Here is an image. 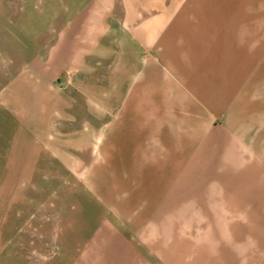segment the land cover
I'll use <instances>...</instances> for the list:
<instances>
[{
	"label": "rangeland",
	"instance_id": "rangeland-1",
	"mask_svg": "<svg viewBox=\"0 0 264 264\" xmlns=\"http://www.w3.org/2000/svg\"><path fill=\"white\" fill-rule=\"evenodd\" d=\"M0 7L1 20L13 19L12 7H30L37 32L47 30L51 39L38 36V56L50 44L57 58L64 51L72 56L68 67L41 85L16 83L28 59L16 62L12 44L0 51V264H126L141 252L150 260L137 264H158L157 222L173 213L132 207H173L181 196L174 189L179 164L141 166L135 159L144 142L145 154H152L162 127L176 138L190 135L184 120L191 113L180 107L188 103L185 89L204 107L205 85L245 77L233 63L221 65L222 52L236 50L245 33H264V0H0ZM154 28L164 29L163 51L147 50L145 35ZM60 32L68 36L60 44L64 51L56 53ZM263 44L261 35L248 52ZM194 76L203 83L199 91L190 85ZM160 107V113L172 107L166 122L148 114ZM254 118V125L240 124L239 130L263 128L264 110ZM221 120L213 115L208 128H220ZM135 123L150 127L149 136ZM40 128L50 130L45 141H37ZM215 149L214 156L209 151L213 157ZM34 151L38 162L30 164ZM204 163L196 162V173ZM218 170L216 175L236 173Z\"/></svg>",
	"mask_w": 264,
	"mask_h": 264
},
{
	"label": "crops",
	"instance_id": "crops-1",
	"mask_svg": "<svg viewBox=\"0 0 264 264\" xmlns=\"http://www.w3.org/2000/svg\"><path fill=\"white\" fill-rule=\"evenodd\" d=\"M12 9L13 19L3 17L1 20L0 18V51H4L5 47L12 44L18 53L16 62L20 63L26 55L27 71L19 75L16 83L44 85L49 78H54L57 71L61 72L63 68L69 66L72 56L65 54L63 46H60L68 34L60 32L58 36L61 35V39L57 37L55 41L56 53L64 51V54L61 53L57 58L53 52V44H50L48 51H40V56H38V41L42 40L38 38L45 36V40H51L50 37L47 38V30L44 33L43 31L37 32V24L35 18L31 17L30 7H12ZM3 11L5 8L0 7V17L3 16ZM4 19L8 24L7 33H5L7 28H5ZM258 33L254 31L249 34L245 33V38L238 39L235 41L237 44H233L237 46L236 50L227 49L222 52L221 65L231 62L239 68V72L242 71L241 73L245 74V77H238L237 80H215V83L205 85L208 103L204 107L199 105L200 100L195 103L189 89L184 88L188 94V99L185 101L188 103L183 102L180 107L188 108L191 113L184 120L188 125L187 130L190 135L187 137L184 134L183 137L176 138L174 132L171 134L170 129L162 127L160 130L162 136L158 135V143L151 146L156 147L152 150V154H145V148L149 144L144 142L140 156L135 159V164L141 166L147 165L150 161L161 163L175 160L179 164L178 182L174 189L180 190L182 197L180 196L178 201L173 202V207L131 206L132 210L136 211L173 213L172 219L167 221L162 219L157 222L155 243L157 255H154V260L157 256L158 264H176L181 260H189L188 264H197V260L203 261L198 264H264V127H260L257 131L247 127L240 130L238 128L240 124L249 127L254 125L255 115L264 110V47L253 49L252 53L248 52L251 46L259 41V37L264 36V33ZM164 34L163 28L150 29L145 35L150 36L147 39L148 42L146 41L147 50L163 51ZM96 39H98L97 36ZM260 53H262L261 56L263 55L261 59H259ZM210 62L212 61L208 63ZM193 66H188L189 73ZM160 73L158 71V75ZM189 82L195 91L203 87V83L195 76ZM217 106H221V113L217 112ZM161 108L153 109L152 112L147 111L149 115L159 114L162 121L166 122V115L172 114L169 113L172 107L167 108L168 111L162 110L163 113H160ZM148 114L141 111V116ZM213 115L222 119V126L218 129L208 128ZM203 121L205 125L199 126ZM49 122L50 117L47 124ZM114 127L118 128V125ZM40 130H42L41 139L37 141H45L50 130L48 128H40ZM135 130L142 132V136H149L150 127L147 125L139 127L135 123ZM131 141L128 146L133 148L131 144L134 141ZM217 146L219 147L218 154L213 157ZM36 157L38 156L35 151L30 152L27 162L36 164L38 162ZM200 159H203L205 163L198 170L199 176V172L195 171H197L196 162ZM220 160H223V163L215 165ZM248 160L252 162H247ZM213 162L214 165H210ZM128 163L132 164V160ZM232 166L235 167L230 168ZM133 167L127 168L130 172L125 173V178L132 173ZM227 167L229 170L236 169V173L227 172L216 175L218 169L224 170ZM184 186L191 189L187 194L181 193ZM125 190L128 196V184ZM167 197L169 200L172 195ZM141 253L131 254V262L126 264H137L138 259L150 260L144 257L143 252Z\"/></svg>",
	"mask_w": 264,
	"mask_h": 264
}]
</instances>
